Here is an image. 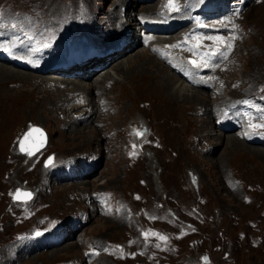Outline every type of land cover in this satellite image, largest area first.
Listing matches in <instances>:
<instances>
[{
  "label": "rangeland",
  "instance_id": "obj_1",
  "mask_svg": "<svg viewBox=\"0 0 264 264\" xmlns=\"http://www.w3.org/2000/svg\"><path fill=\"white\" fill-rule=\"evenodd\" d=\"M116 2L0 0V18L5 22L16 19L28 25L26 15L30 14L40 17L43 24L54 23L56 17L63 16L68 10L73 13L72 10L82 8L78 13L80 21L85 14L91 17L98 15L97 18L100 15L101 21ZM132 3L130 0V5ZM141 6L134 8L140 10ZM3 10H7V15ZM239 10L235 19L239 26L238 38L228 64L220 73L223 88L219 93L223 97L227 94L241 97L249 92L262 101L264 0H248L243 10L240 6ZM62 16L52 28L51 35L61 29ZM35 32L39 40L49 34L43 35V29L38 28ZM136 50L138 48L127 54ZM144 52L148 54L146 49ZM155 67L160 74L168 73L162 63L155 64ZM147 72L152 76V71ZM112 82L113 79H108L104 84V102H112L118 107L117 115L115 108L104 110L100 104L98 116L92 123L73 125L71 129L67 123L72 114L86 109L82 104H74L73 92L66 96L71 88L65 87L66 100L61 104L63 111L53 114L50 104L61 94L48 90L49 96L46 97L47 93L43 91L46 86L36 87L31 82L21 84L14 81L7 82L4 87L19 89L16 97L0 91V264H87L86 251L96 239L105 247L120 243L122 251L113 249L110 253L99 254L90 264H264V155L224 152L222 143L227 136L216 144L217 140L212 138L201 141L199 135H206H201L202 132H220L214 127L213 131L205 128L203 121H207L210 114L201 111L207 116L197 115V110L203 109L200 104L172 97L158 75L144 80L139 86H135V81L117 79L114 85ZM73 83L87 85L88 81L74 80ZM88 91L91 92L92 88ZM5 98L10 108H3ZM206 99L209 100L205 102L207 105L216 101L211 96H206ZM169 108H173L171 117L175 111L177 121L182 122L186 135L180 137L176 132L172 134L170 130H162L164 122L157 119L155 127L171 141L165 145L168 142L152 127L155 120L152 113L157 114L159 110L167 113ZM222 123L231 124V118ZM32 125L44 131L47 141L41 150L26 157L17 151L16 146L20 137H33L38 133L32 130L35 128L31 129ZM76 127L84 129V133L74 134L71 130ZM139 129H142V135L137 136ZM230 130L224 133L233 136ZM87 135H92V140H87ZM219 141L221 145H218ZM239 142L246 147L245 150L254 148L243 140ZM155 143H161V147ZM176 144L181 146V150H176L177 156L174 153ZM87 155H92L96 161L91 176L76 182L54 183L51 175L45 174L47 169L42 163L48 156L52 157L49 166L52 170L66 157ZM80 170L78 167L76 173ZM17 188L28 189L34 195L22 204L13 202L10 195ZM95 192L108 193L111 201L109 212H98L100 206L90 202L89 196ZM112 203L115 206L125 204L128 215L111 214ZM67 218H73L72 224H67L70 222ZM54 224L65 227L61 242L53 248L26 256L17 255L11 260L8 250L15 238L45 230ZM71 226L76 229L69 232ZM145 233H148L147 238ZM156 234L166 237V240L159 239Z\"/></svg>",
  "mask_w": 264,
  "mask_h": 264
},
{
  "label": "bare ground",
  "instance_id": "obj_2",
  "mask_svg": "<svg viewBox=\"0 0 264 264\" xmlns=\"http://www.w3.org/2000/svg\"><path fill=\"white\" fill-rule=\"evenodd\" d=\"M142 8H143L142 10L146 12V11L150 10L152 7L150 5H148V6H143ZM125 15H127L128 16L127 18L130 19V16H129L128 13L127 14L124 13V16ZM108 17L109 16H107V17L105 16V20L99 21V22H97L95 24L96 27H99V30L102 31L103 33L105 31L109 30L112 27V25H115V23L117 22V18H116V16H114V22L112 24L106 26L105 23H106V21H108ZM96 27L92 26V25L91 26L87 25V30L88 31H92V30H95ZM96 34H97V32H96ZM130 39H132V41H131V43H132L133 42V36L132 35H130ZM131 43L128 44L126 47H129L131 45ZM144 51H145V48L144 49L140 48V49L134 51V53H132V54H130V53L127 54L126 53L122 57H119L117 60H115V61H113L111 63L112 64L111 67L108 68V66H106L108 69H106L98 77H95L91 81V83L88 82L87 85H78V84H74L72 82L65 81V80H57L54 77L50 78L51 76L50 77L48 76L49 77L48 78L47 76L46 77L45 76H38V75H35V74L31 75V74H29L30 72H24V71H21V70H17V69L12 68L9 65L0 63V83L4 82V83H2V86H1L2 88H0V91L2 93L9 94L12 97H16L17 93L20 91L19 89L17 90V88H15V87H14V89H8V88L4 87V86H6L7 82H14V81H19L21 84L24 83V82H29V83L31 82L36 87H39V86H44L45 87L46 86L44 88V90H43V91H46V93H47L48 90H51L52 92H56V93L61 94L60 96L55 97V99H53L54 102L50 104L51 111H52V114H53V113H59L60 111L61 112L63 111V110H61V104L64 103L65 100H66V99H64L65 94L67 93V91L65 90V87L71 88L72 89L71 92L74 93V94H72L73 97L74 98H76V97L80 98L79 96H81L82 98H84L86 103L83 104L82 106H85V107L89 108L88 110L87 109H84L83 111L80 110L81 113L80 112L78 113V114H81L83 116V118L78 121V124H81L83 121H87L89 119H95L98 116V114H96V111H97L96 108L99 106V102H98V100H94V97L92 95L88 94L87 91L89 90V88L93 87V88L99 89L100 90V95L99 96H101V95L106 96L105 95L106 88L104 87L103 84H105L106 83L105 81L108 80V79H111V80L113 79V82H112L113 85H114V83L116 82L117 79H120V81L122 80L123 82H129V81H133L134 82L135 81L134 82L135 86H139V84L142 83L144 80H146L148 78H152V76L158 75L159 77H161V82H163V86L165 87L167 92L172 97H174L176 99H179V100H188V99H190L194 103L200 104V106L204 109V110L202 109V111L207 112V108H206L207 103H205V102H209V100L206 99V96L208 98L210 96L208 92H205V91L202 90L203 91V93H202L201 90H199V89L192 88V87H189V86L185 85L179 78H177V76L173 75V72H169L168 68H166V70L168 71L167 74H164L163 72H162L163 74H160V72H158V67H155V64H161V63L156 61V59L152 55H150L149 52H148V54H146V52H144ZM147 71H149V72L152 71V76H151V74H147L148 73ZM171 76H174V78H172ZM12 80H14V81H12ZM29 80H31V81H29ZM113 85H111L110 88H108V89H111V87ZM108 89H107V91H108ZM68 94L69 93H67L66 96H68ZM80 94H83V95H80ZM204 94L206 95L205 97H203ZM48 96L49 95L47 93L46 97H48ZM139 100H141V99H139ZM163 101H164V98H163ZM7 102H8V100L5 98V106L3 107L4 109L5 108L7 109V107H9V104L6 105ZM139 103H140V101H139ZM105 106H107L108 109H109V107H113V109L115 108L114 113L116 115L120 111V109L118 107L114 106L112 102L106 103ZM145 107L146 106H144L145 110H149L148 107H146V108ZM226 110H227V112L224 113V115L222 117V121L226 120L227 118H230L229 115L233 114V111L230 108H227ZM172 111H173V108H169V111L167 113H165V111H163V110H159V112L157 114L155 112L152 113L153 116H154V119H155L154 120V124H153L152 127L156 126L158 120H162L164 122L162 124V126H161L162 130H170V131H172V134L176 132V133L179 134V136L181 135L180 137H184L186 135L185 128H184V126H183L181 121L180 122L177 121V115H176L175 111L173 113V116L171 117V112ZM151 112L152 111H149V112L147 111V113H151ZM160 112L163 113L162 116H160ZM67 113H69V112H67ZM108 114H112V113H108ZM56 117H53V119H55V121L56 120L58 121V118H56ZM106 117H107V115H106ZM199 118H197V119H199ZM99 121H103V120H99ZM75 122H76V120H71L69 123H67V125L70 127V129L75 124ZM203 123L206 124L205 128L208 129V130H212V128L214 127L213 121H211V123H209L208 119H207V121H203ZM222 124H223V126L227 127L228 129L231 128V124H228V123H222ZM186 130H187V128H186ZM71 131H73L74 134H80V133H82L84 131V129L81 130L80 128L78 129L76 127L75 130H71ZM154 132L155 131H153V133ZM156 132H158L161 135V137L168 142V143L166 142L167 144H165V145H169V143L171 142V141H169L170 139L168 140L169 137L167 136V138H166V136H164L163 133L160 132L158 129H157ZM168 135L170 136V134H168ZM212 135H214V137ZM114 136H117V134H115ZM224 136H227V138L222 143L225 146V147H223V151L224 152H228V151L243 152V153L253 152L254 154L259 153V154H263L264 155V153L261 150V148H258L256 146H250V147H254V148L245 150L246 147L244 148L242 145H240V142H239L238 138H236L234 135L233 136H229L228 133H224V131L223 132H219V133H215V134H210V132H208V133H206V135H203V136L199 135L198 138H200L201 141H208L210 138H212L213 140H217L214 143V144H216L218 142V140H222V138ZM175 137H173V138H175ZM91 138H92V135H87L86 139L87 140H92ZM155 139H157V137H155ZM158 141H156V142H158ZM178 141H180V139H178ZM220 143H221V141H219L218 145ZM156 144L158 146L159 143H156ZM160 144H159V146L161 147ZM172 144L174 145V142ZM177 144H180V143L178 142ZM177 144L174 146V150H175L174 153L176 154V155L174 154L175 156H177V151L176 150H181V149H179L181 146H179V145L177 146ZM111 147H112V145H111ZM166 147H169V146H166ZM11 156H12V154H11ZM152 156H153V154H152ZM73 196H75V195H73ZM16 252H17V250H16Z\"/></svg>",
  "mask_w": 264,
  "mask_h": 264
},
{
  "label": "snow or ice",
  "instance_id": "obj_3",
  "mask_svg": "<svg viewBox=\"0 0 264 264\" xmlns=\"http://www.w3.org/2000/svg\"><path fill=\"white\" fill-rule=\"evenodd\" d=\"M170 3H171V0H170ZM13 27H16V26L13 25ZM231 47H232L231 44H228V45H227V48H228V49H230ZM215 54H216L215 52L212 53V55H215ZM219 54L222 55V56L225 55L223 52H220ZM204 56L207 57L208 54L205 53ZM225 58H226V57H225ZM202 62H203V64H204L205 66H207V64H208L207 59H203ZM192 63H193L196 67H200V66H201L200 64H197L195 61H193ZM245 103H247V101H245ZM254 127H264V125H254ZM37 131H38V130H37ZM137 134H138V135H142V133H140V132H138ZM29 154H31V153H29ZM15 198H17V199H21V198L28 199V198H31V193H21L19 190H17V193L15 194ZM38 234H39V233H38ZM144 235H145V237L147 238L148 233H145ZM156 235L158 236L159 239H161V240H166V237H164V236H159V234H156Z\"/></svg>",
  "mask_w": 264,
  "mask_h": 264
},
{
  "label": "water",
  "instance_id": "obj_4",
  "mask_svg": "<svg viewBox=\"0 0 264 264\" xmlns=\"http://www.w3.org/2000/svg\"><path fill=\"white\" fill-rule=\"evenodd\" d=\"M31 147V148H30ZM36 148H38L37 146H34V147H32V146H29V145H27V143H24V142H22V143H20V145H19V149H20V151L21 152H25L27 155H31V154H33L37 149ZM29 153H31V154H29ZM49 163V161H46L45 162V165L46 164H48ZM17 193V192H16ZM13 198H15V195H14V197ZM15 199H17V198H15ZM22 199V198H21ZM24 199V198H23Z\"/></svg>",
  "mask_w": 264,
  "mask_h": 264
}]
</instances>
